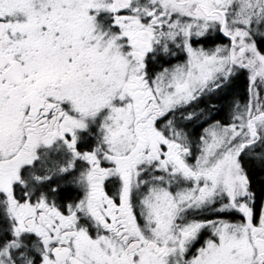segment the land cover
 Listing matches in <instances>:
<instances>
[{
	"label": "snow or ice",
	"instance_id": "1",
	"mask_svg": "<svg viewBox=\"0 0 264 264\" xmlns=\"http://www.w3.org/2000/svg\"><path fill=\"white\" fill-rule=\"evenodd\" d=\"M0 264H264V0H0Z\"/></svg>",
	"mask_w": 264,
	"mask_h": 264
}]
</instances>
